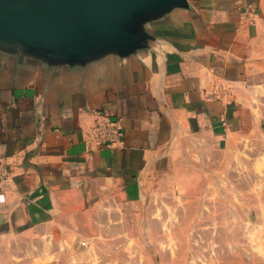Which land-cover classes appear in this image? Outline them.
<instances>
[{
  "label": "crops",
  "instance_id": "1",
  "mask_svg": "<svg viewBox=\"0 0 264 264\" xmlns=\"http://www.w3.org/2000/svg\"><path fill=\"white\" fill-rule=\"evenodd\" d=\"M147 29L148 46L84 65L0 51V237L130 229L152 176L233 135L264 88V0H188ZM100 113L117 143L95 139Z\"/></svg>",
  "mask_w": 264,
  "mask_h": 264
},
{
  "label": "rangeland",
  "instance_id": "2",
  "mask_svg": "<svg viewBox=\"0 0 264 264\" xmlns=\"http://www.w3.org/2000/svg\"><path fill=\"white\" fill-rule=\"evenodd\" d=\"M250 92L217 151L152 176L130 229L0 237V264H264V88Z\"/></svg>",
  "mask_w": 264,
  "mask_h": 264
},
{
  "label": "water",
  "instance_id": "3",
  "mask_svg": "<svg viewBox=\"0 0 264 264\" xmlns=\"http://www.w3.org/2000/svg\"><path fill=\"white\" fill-rule=\"evenodd\" d=\"M188 0H0V51L52 65L126 57L154 38L149 22Z\"/></svg>",
  "mask_w": 264,
  "mask_h": 264
},
{
  "label": "built area",
  "instance_id": "4",
  "mask_svg": "<svg viewBox=\"0 0 264 264\" xmlns=\"http://www.w3.org/2000/svg\"><path fill=\"white\" fill-rule=\"evenodd\" d=\"M94 137L100 144H115L120 140L122 128L118 120H115L103 113L98 115L97 122L93 131ZM12 172L8 163L4 159H0V200H5V190Z\"/></svg>",
  "mask_w": 264,
  "mask_h": 264
}]
</instances>
